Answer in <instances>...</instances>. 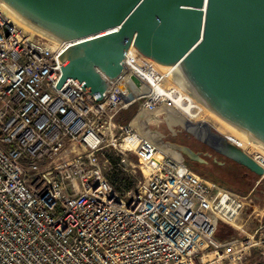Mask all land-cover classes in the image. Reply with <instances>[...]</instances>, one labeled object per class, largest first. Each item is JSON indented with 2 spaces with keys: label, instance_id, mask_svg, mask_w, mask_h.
Returning a JSON list of instances; mask_svg holds the SVG:
<instances>
[{
  "label": "built area",
  "instance_id": "built-area-1",
  "mask_svg": "<svg viewBox=\"0 0 264 264\" xmlns=\"http://www.w3.org/2000/svg\"><path fill=\"white\" fill-rule=\"evenodd\" d=\"M65 46L0 10V264H241L252 250L264 257V211L245 226L242 213L257 205L133 124L136 113L159 105L187 116L166 91L172 68L161 71L129 48L116 75L100 70L113 86L96 100L73 78L56 87ZM134 100L138 110L121 123ZM109 149L121 169L127 153L145 169L125 193L108 180L109 156L97 154ZM246 153L264 170L259 154ZM217 221L237 234L216 238Z\"/></svg>",
  "mask_w": 264,
  "mask_h": 264
},
{
  "label": "water",
  "instance_id": "water-1",
  "mask_svg": "<svg viewBox=\"0 0 264 264\" xmlns=\"http://www.w3.org/2000/svg\"><path fill=\"white\" fill-rule=\"evenodd\" d=\"M32 31L66 41L59 88L76 80L101 100L130 48L172 68L180 84L235 130L264 148V0H0ZM147 90V88L145 89ZM173 122L215 152L262 176L243 149L204 122L162 106ZM190 160L199 153L176 142Z\"/></svg>",
  "mask_w": 264,
  "mask_h": 264
},
{
  "label": "rangeland",
  "instance_id": "rangeland-1",
  "mask_svg": "<svg viewBox=\"0 0 264 264\" xmlns=\"http://www.w3.org/2000/svg\"><path fill=\"white\" fill-rule=\"evenodd\" d=\"M140 84L141 82L139 80H136V82L133 84L132 89L130 90V93H133V91L137 93L138 92L137 87ZM165 84L166 86L169 87L172 86V84L167 82L166 79H165ZM168 106L178 111L172 105H168ZM127 109H134L136 112L138 110V101L134 100L133 102H131L129 105H127L125 108L122 109L120 114L125 116L126 114L124 111H126ZM188 119H190L193 122L204 121L210 126V129L216 130L221 134H225L226 136H228L226 132L221 131L220 129L221 124L219 123L220 124L219 125L218 121L207 113L201 112L199 116ZM133 124L136 127L137 131L142 136H144L145 138L149 139L150 141L161 147L165 152L169 153L173 157L179 158L181 155L176 150H170L168 148H165V146H163V140H168L170 142H176L179 144L186 145L195 152L202 151L203 149L201 144L197 140H195V138H193V136L189 132L181 128L179 125H170L168 123L167 114L163 110L162 105L157 106L153 110L139 111L134 115ZM155 132L161 133L163 135V137L161 138V142L160 139L155 136ZM244 149L252 153L264 155V148L259 146L244 147ZM208 152L210 153L209 157H205L201 155V157H204L207 161L206 163H204L205 165H203V167L201 168L212 169L213 173L217 178H220L226 181V183H228L230 189L245 196L247 198L246 200L251 204L257 205L258 207L257 211H253V209L250 206H248L245 209V212L242 213V218L245 223V226H248L249 228L255 226L257 223V218H259L261 211H264V180L262 179L264 175L260 176L254 173L253 171H251L246 166L230 158H227L217 152L211 150H209ZM97 154L99 155L100 159L103 162L105 161V158L109 155L112 157H116V154L112 151V149H109L104 152L102 151V153L100 151L97 152ZM125 158L127 161V165L124 166V169L122 170L128 176V182L131 183L129 188H131L139 179L143 178L145 169L144 167H141V162L137 159V157L134 154L127 153L125 154ZM110 162L111 160L108 158L106 164L108 165ZM194 171L203 178H205L206 180L218 184L216 181L207 178L206 176L200 174L198 171L196 170ZM258 188L260 192H257L255 194L253 190ZM126 190L127 189H123V188L120 189V191L123 193H125ZM256 213H259V215H256ZM228 226H230L233 229V231L227 235L237 234L238 232L237 229H235L233 226L229 224ZM241 264H264V257L257 250H252L245 257V259L242 261Z\"/></svg>",
  "mask_w": 264,
  "mask_h": 264
},
{
  "label": "bare ground",
  "instance_id": "bare-ground-1",
  "mask_svg": "<svg viewBox=\"0 0 264 264\" xmlns=\"http://www.w3.org/2000/svg\"><path fill=\"white\" fill-rule=\"evenodd\" d=\"M18 23V22H17ZM20 26H22L23 28L31 31L32 33L35 34H39L41 36H44L46 38H49L51 40H54L56 38L35 32L30 30L29 28H27L26 26L18 23ZM154 65L157 67V69L164 71L167 70L170 66L167 65H162L159 64L157 62H154ZM170 72L167 74V77L165 78L167 80V82L171 83L172 86L171 87H167L166 91L167 93H170V97L173 99H176V101L179 103V105L182 108V111L187 115V117L190 118H195L197 116L200 115L201 112L207 113L210 116H212L214 119H216L218 121V124L221 126V131L226 132L227 135L229 136H225L233 143L237 144L240 148H242L245 152L251 153L253 155H257V153H252L250 151H247L244 149V147H252V146H259L256 143H254L253 141H251L250 139H248L247 137H245L243 134H241L240 132H238L237 130H235L233 127H231L228 123H226L223 119H221L218 115H216L213 111H211L207 106H205L202 102H200L198 99H196L191 93H189L181 84L180 82L176 79V77L174 76L173 72L171 69H169ZM171 90H176L179 92L180 95H184L185 101H181V97L176 98V95H174ZM167 119H168V123L172 124L173 122V118L171 117V115L167 114ZM219 126V127H220ZM219 129V130H220ZM260 147V146H259ZM254 152V151H253ZM257 157V156H256ZM258 160L261 162H264V155L263 154H259L258 156Z\"/></svg>",
  "mask_w": 264,
  "mask_h": 264
},
{
  "label": "trees",
  "instance_id": "trees-1",
  "mask_svg": "<svg viewBox=\"0 0 264 264\" xmlns=\"http://www.w3.org/2000/svg\"><path fill=\"white\" fill-rule=\"evenodd\" d=\"M124 112L126 114L125 116L122 114L119 115V121L121 123L127 122L132 117L135 110L134 109H127ZM165 148H168L170 150H174V149H172L170 147H166V146H165ZM178 153L182 156V157L180 156L179 159L184 160L191 169L196 170L200 174L206 176L207 178L216 181L218 183V185H221V186H224V187L230 189L228 183H226V181H224L220 178H217L215 176V174L213 173L212 169H202L201 167H203V165H205L204 163L197 162L194 160H190L189 158H187L182 153H180V152H178ZM109 159L111 160V164H112V167L107 174L109 182L113 185V187L117 191H120L121 188L129 189L131 183L128 182V176L126 175V173L116 164L118 158L112 157L109 155ZM262 179L264 180V176L262 177ZM230 190H232V189H230ZM253 191L255 192V194L257 192H260L259 188L254 189ZM232 231H233V229L230 226H228V224L223 223L221 221H217L216 231H215L214 236L218 239H224L226 236H228L227 234L231 233Z\"/></svg>",
  "mask_w": 264,
  "mask_h": 264
},
{
  "label": "flooded vegetation",
  "instance_id": "flooded-vegetation-1",
  "mask_svg": "<svg viewBox=\"0 0 264 264\" xmlns=\"http://www.w3.org/2000/svg\"><path fill=\"white\" fill-rule=\"evenodd\" d=\"M188 118H190V117H188ZM191 134V133H190ZM192 135V134H191ZM155 136L156 137H158L159 139H160V142H161V138L163 137V135L161 134V133H157V132H155ZM193 136V138H195V140H197L200 144H201V146L203 147V149H202V151H198L197 153H199V155L201 156H205V157H209L210 156V153L208 152L209 150H211V151H214V150H212L211 148H209L207 145H205L204 143H202L201 141H199L198 139H196V137L194 136V135H192ZM167 142H170V141H168V140H163V146H166L167 147V145H166V143ZM206 150V151H205ZM208 150V151H207ZM215 152V151H214ZM203 159H204V162H202V163H206L207 161H206V159L204 158V157H202Z\"/></svg>",
  "mask_w": 264,
  "mask_h": 264
}]
</instances>
